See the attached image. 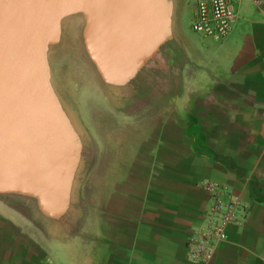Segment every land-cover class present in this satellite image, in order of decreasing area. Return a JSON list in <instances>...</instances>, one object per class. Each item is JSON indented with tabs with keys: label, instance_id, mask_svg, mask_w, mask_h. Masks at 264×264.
<instances>
[{
	"label": "crops",
	"instance_id": "crops-1",
	"mask_svg": "<svg viewBox=\"0 0 264 264\" xmlns=\"http://www.w3.org/2000/svg\"><path fill=\"white\" fill-rule=\"evenodd\" d=\"M235 2L224 37L184 32L158 87L168 107L147 124L135 176L114 184L97 227L49 236L0 210V264H264V0ZM203 181L228 184L248 208L210 261L193 262Z\"/></svg>",
	"mask_w": 264,
	"mask_h": 264
},
{
	"label": "water",
	"instance_id": "water-1",
	"mask_svg": "<svg viewBox=\"0 0 264 264\" xmlns=\"http://www.w3.org/2000/svg\"><path fill=\"white\" fill-rule=\"evenodd\" d=\"M178 7V0H0V210L49 236L97 227L99 215H85L79 196L89 139L54 68L61 28L84 26L80 54L103 93L137 105L150 78L156 116L170 98L167 85L158 93L159 74L183 56Z\"/></svg>",
	"mask_w": 264,
	"mask_h": 264
},
{
	"label": "rangeland",
	"instance_id": "rangeland-1",
	"mask_svg": "<svg viewBox=\"0 0 264 264\" xmlns=\"http://www.w3.org/2000/svg\"><path fill=\"white\" fill-rule=\"evenodd\" d=\"M198 3L199 0H178V27L181 38L198 17ZM186 4H193L192 9L188 11ZM61 29V42L53 54L56 59V77L64 97L79 112L90 143V157L88 155L87 166L81 178L79 196L85 215L94 210V213L101 216L103 201L109 197L111 185L135 176L138 167L135 156L138 154L137 150L141 149V135L149 130L147 124L155 117L152 112V106L155 104L151 94L153 87L151 79L148 78L147 85L144 83L148 95L142 97L140 94L141 99L137 105L132 100L116 99L113 93H103L92 69L82 57L85 55L84 26L79 30L73 29L71 25ZM192 31L195 32L193 29ZM166 71L165 68L159 75L167 81ZM150 72L149 70L147 74L149 77ZM95 97L97 98L94 99ZM165 98L167 100V96ZM160 100V106L167 107L164 98ZM144 103L148 105L147 108ZM149 141L151 142L150 137ZM94 199L98 201L93 202Z\"/></svg>",
	"mask_w": 264,
	"mask_h": 264
},
{
	"label": "built area",
	"instance_id": "built-area-1",
	"mask_svg": "<svg viewBox=\"0 0 264 264\" xmlns=\"http://www.w3.org/2000/svg\"><path fill=\"white\" fill-rule=\"evenodd\" d=\"M237 16L235 0H199L198 17L191 28L214 38L227 35ZM200 186L210 199L202 223L193 229L187 240V256L193 262L210 261L222 242L227 240L228 227L243 221L248 205L226 183L203 181Z\"/></svg>",
	"mask_w": 264,
	"mask_h": 264
}]
</instances>
